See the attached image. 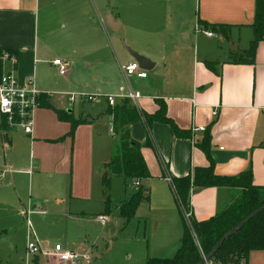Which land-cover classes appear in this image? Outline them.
Returning a JSON list of instances; mask_svg holds the SVG:
<instances>
[{"label": "crops", "instance_id": "0c3cea01", "mask_svg": "<svg viewBox=\"0 0 264 264\" xmlns=\"http://www.w3.org/2000/svg\"><path fill=\"white\" fill-rule=\"evenodd\" d=\"M254 12L255 0H0V50L15 57L14 63L2 64L1 72L15 71L20 87L32 79L50 105L35 109L29 135L20 128L0 129L1 182H7L0 185L7 188L4 203L25 208L26 201L31 210L46 213L43 205L50 197L62 203L67 195L72 208L74 202H89L98 188L102 194L103 165L110 159L115 136L109 105L103 97L84 103L80 98L71 102L68 95H118L120 87L125 92L131 86L132 78L141 89L134 86L142 95L139 111L151 115L158 109L156 100H162L176 126L191 131V137H177L161 122H152L149 131L142 120L129 125L150 175L139 180L148 200L126 221L119 215V206L130 195L124 190L118 205L110 200V214L104 216L109 221L116 213L122 229L134 221L142 224L146 250L138 253L136 262L170 258L180 246L183 216L170 177L192 175L195 167L208 165L198 146L204 131L194 129L212 123L209 149L216 174L250 170L252 184L264 187V41L257 45L254 64L232 56L248 49ZM134 53L153 65L144 79H125L120 70V64L136 60ZM55 58L67 61L65 75L52 64ZM123 103L134 104L116 98V105ZM65 113L85 121L72 137L70 123L59 117ZM78 148L83 155L76 160ZM123 180L137 190L131 179ZM240 191L191 186L190 213L204 221ZM102 196L95 218L103 215ZM68 216L88 214L73 210ZM126 232V239L136 238V233ZM85 247L99 264L102 257L93 254L92 246ZM244 264H264V250L250 251Z\"/></svg>", "mask_w": 264, "mask_h": 264}, {"label": "trees", "instance_id": "16d2710c", "mask_svg": "<svg viewBox=\"0 0 264 264\" xmlns=\"http://www.w3.org/2000/svg\"><path fill=\"white\" fill-rule=\"evenodd\" d=\"M250 27L253 30V39L247 50L240 53L238 62L254 64L255 51L260 41H264V0H255L254 20ZM215 29V27H213ZM0 50V54H1ZM208 69L213 70L211 63L205 62ZM2 63L0 60V75ZM43 97L39 105L43 102ZM158 109L151 115H146L134 106L126 103L108 107L107 113L112 117V132L117 137L111 152L110 159L103 165L105 174L102 177V194L104 195V209L102 214L108 215L111 210L109 197L110 180L114 175H120L125 180H141L149 177L147 166L140 153V143L130 136L129 125L142 120L147 131L152 122L168 124L172 133L177 137H191L190 130H182L166 115V105L162 100H156ZM59 114V112H58ZM66 114V113H65ZM61 117L70 123L68 136L73 135L74 128L84 120H76L71 114ZM205 127L203 137L198 143L204 152L208 165L195 167L192 175L181 178H171L170 182L174 190L176 200L183 216V233L180 246L170 258H147L145 264H197L206 255L215 243L229 229L237 225L248 214L264 204V187L252 184L250 170L240 172L234 176H221L214 171V161L210 155L209 128ZM5 127V126H4ZM218 187L240 188V194L234 198L222 211L204 221H196L192 213L188 220L184 212L191 211L190 188ZM148 200L146 189L139 186L138 189L119 206V215L126 221L134 217L138 205ZM264 250V209L248 220L235 234L225 240L209 261L215 264H244L250 251ZM0 264H2L0 262Z\"/></svg>", "mask_w": 264, "mask_h": 264}, {"label": "rangeland", "instance_id": "374dc122", "mask_svg": "<svg viewBox=\"0 0 264 264\" xmlns=\"http://www.w3.org/2000/svg\"><path fill=\"white\" fill-rule=\"evenodd\" d=\"M239 55L240 53H235L232 56L239 57ZM131 81L133 90H135L134 86L140 89L138 84L134 85L133 78ZM116 138V136L112 138V149ZM82 155L80 148L75 149L74 156L76 160H79ZM75 174L77 177L82 174L79 163L76 166ZM104 174L105 171H103L102 177ZM123 179L120 175L111 177L109 195L113 206L118 205L123 199L124 190L126 194H132L133 192L130 183L124 182ZM1 183L7 182L3 180L0 181V185ZM8 189L9 191L12 190L11 187ZM93 194L96 195L89 199V202H74L72 208L68 206L66 195L65 202L62 203H57L53 197H50L49 203L43 205L46 213L33 209L29 214V219L38 239L48 242L51 246L56 243L61 244L64 249L73 251H85V246H92L93 254L99 258L102 257L99 264H139V262H136L137 255L146 250L142 224L134 221L131 224L129 223L125 229H122L116 213L113 214L114 217L111 220L104 223L98 222L95 214L99 211L103 196L99 188ZM3 197H7V188L0 187V262L2 264L6 262L8 264H26L27 228L25 219L21 214L22 205L20 203L6 204L2 199ZM24 205L30 211V206L26 201ZM73 210L84 211L88 216L79 219L68 216V212ZM128 230L133 234L136 233L134 240L126 239V231ZM94 263L95 258L92 264ZM27 264L61 263L55 258L47 260L45 256L40 254L36 257L29 256Z\"/></svg>", "mask_w": 264, "mask_h": 264}, {"label": "built area", "instance_id": "2783aa9c", "mask_svg": "<svg viewBox=\"0 0 264 264\" xmlns=\"http://www.w3.org/2000/svg\"><path fill=\"white\" fill-rule=\"evenodd\" d=\"M195 31H199V27L196 26ZM207 36H213L214 33L211 31L203 32ZM0 60L3 64L5 61L14 63L15 57L9 51H3L0 54ZM52 64L57 68V71L60 75H65L68 70V63L66 60L61 58H55L52 60ZM120 70L125 77V79L135 77L137 79H144L147 76L146 70L142 69L139 66V63L135 61H130L127 63L120 64ZM15 71L10 70L6 72H1L0 75V129L5 131L7 129L20 128L25 134H31L33 124H34V111L39 106V101L44 93L39 91L34 85L32 79H29L25 86L20 87L17 84V79L14 74ZM120 87L118 95H92V94H69L68 100L73 102L76 98L84 103H93L96 102L99 98L103 97L104 101L109 106L116 105V98L119 97L122 100H128L133 102L135 108H137V101L142 97L141 93L135 91L131 88L130 85L124 88ZM212 114L217 115L216 109L213 110ZM5 126V127H4ZM204 131L205 127H200L199 129ZM1 181V174H0ZM132 185L138 189L139 181L133 180ZM40 211V210H39ZM32 212L27 208L22 207L21 214L25 219V225L27 228L26 235V258L27 261L29 256L36 257L38 255H43L50 260L55 258L61 264H92L94 257L92 256L91 251H73L64 249L61 244L49 245L48 242H43L38 239L33 226L29 219V214ZM42 212V211H40ZM190 212H184V217L188 220ZM96 220L98 222L104 223L107 221V217L104 215L97 216ZM206 264H212L209 261ZM215 264V263H213Z\"/></svg>", "mask_w": 264, "mask_h": 264}, {"label": "water", "instance_id": "95a60500", "mask_svg": "<svg viewBox=\"0 0 264 264\" xmlns=\"http://www.w3.org/2000/svg\"><path fill=\"white\" fill-rule=\"evenodd\" d=\"M133 57L136 59V61L139 63V66L142 69L150 70L152 68L153 66L152 63L145 57L137 55L136 53L133 54ZM263 209H264V204H262L257 209L252 211L244 219H242L237 225H235L233 228L229 229L226 233H224V235L215 243V245L211 248V250L206 255H204L197 264L208 263L212 255L217 251L219 246H221L225 240H227L230 236L235 234L246 222H248L249 219L254 217L257 213H259Z\"/></svg>", "mask_w": 264, "mask_h": 264}]
</instances>
